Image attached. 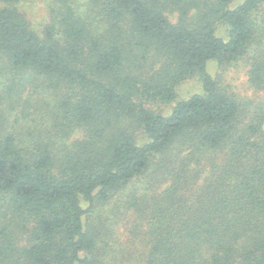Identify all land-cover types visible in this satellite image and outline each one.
<instances>
[{"label":"trees","instance_id":"16d2710c","mask_svg":"<svg viewBox=\"0 0 264 264\" xmlns=\"http://www.w3.org/2000/svg\"><path fill=\"white\" fill-rule=\"evenodd\" d=\"M22 1L0 0V264H264V0H51L43 33Z\"/></svg>","mask_w":264,"mask_h":264},{"label":"rangeland","instance_id":"374dc122","mask_svg":"<svg viewBox=\"0 0 264 264\" xmlns=\"http://www.w3.org/2000/svg\"><path fill=\"white\" fill-rule=\"evenodd\" d=\"M19 10L35 29L43 33L44 27L49 22L51 15V0H25L20 3ZM212 67V73L214 75L216 73H224L225 81L223 83L227 84L229 88L231 85V91H235L242 98L246 97L247 94L252 95V89L247 83L246 68L244 66L233 67L231 69H220L215 65ZM3 88L4 87L0 86V90ZM178 88V96L181 98H187L191 94L200 91L201 84L196 78H192L191 80L182 82ZM1 96L6 97V94L3 93ZM24 96L25 94L22 95L23 98ZM1 106L7 108L10 104L5 100L0 99V107ZM155 109L157 111L167 112L169 106L161 103L160 105H157ZM0 118H3V114Z\"/></svg>","mask_w":264,"mask_h":264}]
</instances>
